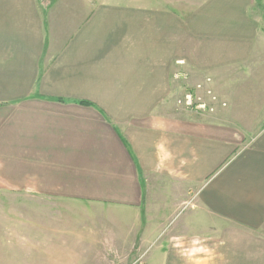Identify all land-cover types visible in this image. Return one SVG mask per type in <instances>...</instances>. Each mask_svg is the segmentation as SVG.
Instances as JSON below:
<instances>
[{"label":"crops","instance_id":"0c3cea01","mask_svg":"<svg viewBox=\"0 0 264 264\" xmlns=\"http://www.w3.org/2000/svg\"><path fill=\"white\" fill-rule=\"evenodd\" d=\"M263 48L264 0H0V195L190 201L184 233L218 253L167 264H264ZM208 78L226 108L177 107Z\"/></svg>","mask_w":264,"mask_h":264},{"label":"rangeland","instance_id":"374dc122","mask_svg":"<svg viewBox=\"0 0 264 264\" xmlns=\"http://www.w3.org/2000/svg\"><path fill=\"white\" fill-rule=\"evenodd\" d=\"M10 197L0 195V264H167L175 256L218 253L205 247L211 241L184 233L180 215L193 205L190 201L180 199L167 217L151 216L159 213L151 208L150 216L143 218L141 212L138 217L93 210L83 203ZM154 204L160 207L159 201ZM138 246L139 251H134Z\"/></svg>","mask_w":264,"mask_h":264},{"label":"built area","instance_id":"2783aa9c","mask_svg":"<svg viewBox=\"0 0 264 264\" xmlns=\"http://www.w3.org/2000/svg\"><path fill=\"white\" fill-rule=\"evenodd\" d=\"M177 64L182 65L183 62ZM175 80H182L187 83L189 76L183 73L177 74ZM211 84L212 79L210 78L206 79L204 83H198L193 87L186 84L184 93L176 100L177 107L200 114H214L219 107L226 108L227 103L220 100L216 92L210 87Z\"/></svg>","mask_w":264,"mask_h":264}]
</instances>
